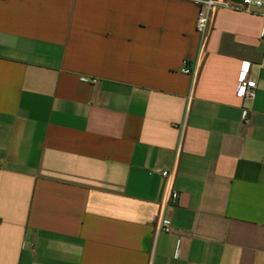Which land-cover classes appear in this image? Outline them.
Segmentation results:
<instances>
[{
    "label": "crops",
    "instance_id": "0c3cea01",
    "mask_svg": "<svg viewBox=\"0 0 264 264\" xmlns=\"http://www.w3.org/2000/svg\"><path fill=\"white\" fill-rule=\"evenodd\" d=\"M199 11L0 0V264H264V9L220 8L202 57Z\"/></svg>",
    "mask_w": 264,
    "mask_h": 264
},
{
    "label": "built area",
    "instance_id": "2783aa9c",
    "mask_svg": "<svg viewBox=\"0 0 264 264\" xmlns=\"http://www.w3.org/2000/svg\"><path fill=\"white\" fill-rule=\"evenodd\" d=\"M199 6V15L197 20V30L202 35V44L200 49V57L206 53L207 45L210 38V33L215 21L216 13L220 8L233 9L235 11H242L248 14H254L256 10L264 9V0H243L241 3L233 4L226 0H194ZM261 68H264V54L261 62ZM186 74L192 73L189 68L185 69ZM93 84H97L98 80L94 79ZM257 82L250 74V67L247 64H243L239 72L236 94L249 102H253L256 98ZM249 113L250 111L247 110ZM251 123L250 116L245 118L244 124L249 125ZM160 175L165 180V192L162 200V210L158 218V229L161 233L169 234L172 232L170 223L163 216L164 207L170 206L175 203L179 194L175 191V171H161Z\"/></svg>",
    "mask_w": 264,
    "mask_h": 264
}]
</instances>
